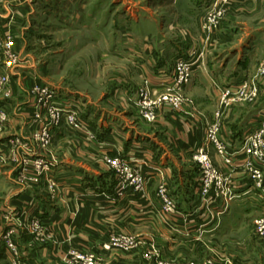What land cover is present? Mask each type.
<instances>
[{"label":"rangeland","instance_id":"374dc122","mask_svg":"<svg viewBox=\"0 0 264 264\" xmlns=\"http://www.w3.org/2000/svg\"><path fill=\"white\" fill-rule=\"evenodd\" d=\"M56 1L60 2L51 4ZM85 1L90 4L65 5L67 11L74 6L70 10L79 14L70 18L57 7L46 14L43 0H0V264H27L24 255L36 264H264V211L236 203L240 187L254 178L249 171L241 180L227 178L231 167H224L226 175L220 172L223 161L215 158L214 147L207 141V133L216 129L223 138L229 137L235 149L248 134L253 135L245 127L251 124L245 118L264 113V46L248 56L252 67L245 73L244 93L224 96V89L231 87L226 86L212 102L205 101L200 89L190 91L194 76L181 90L151 89L130 52V44H139L143 33L151 29V23L141 24L146 8L160 23L157 35L189 40L205 57L214 50L240 47L247 32L264 28V0H207L194 21L183 15L189 5L184 0L160 8L153 0H127L133 7L125 13L129 3L123 0ZM166 16L174 19L170 26ZM233 23H240L243 33L215 36ZM174 67L175 63L168 73ZM65 104L81 107L82 128L64 123ZM111 113L117 115L108 121ZM101 118L104 127L111 126L112 118H123L179 156L183 145L193 141L195 150L205 152L210 164L187 155V164L197 170L188 185L190 195L180 192L189 180L179 179L178 174L176 178L175 173V177L160 176L152 184L146 177L143 189L131 181L120 192L118 174L135 177L144 172L143 167L113 165L117 154L109 151L108 139H98ZM233 125L245 128L239 130L238 138ZM118 128L117 133L124 131ZM259 134L261 151L264 130ZM233 149L230 152L235 154ZM120 157L137 159L121 153ZM66 161L113 175L116 197L126 199L127 207V197L140 196L145 204L154 203L148 210L150 218L134 215L141 227L83 206L64 190L69 188L63 186L68 184L65 177L54 173ZM233 161V165L244 163L235 157ZM45 162L52 163L50 168ZM208 167L215 177L207 175ZM177 183L178 200L172 194ZM164 187L176 205L175 214L164 209ZM30 189L40 191L44 203H55L60 217L43 218L39 198ZM18 190L27 193L15 195ZM56 206L47 207L49 215ZM8 241L16 246L15 259ZM2 252L9 258L1 257Z\"/></svg>","mask_w":264,"mask_h":264},{"label":"crops","instance_id":"0c3cea01","mask_svg":"<svg viewBox=\"0 0 264 264\" xmlns=\"http://www.w3.org/2000/svg\"><path fill=\"white\" fill-rule=\"evenodd\" d=\"M42 2V0H38ZM53 6L51 3H55L54 0H43L45 6V13L51 15L54 12V9L57 7L60 12H62L65 16H70V18H75L74 16H78L79 14L75 11H71L70 8L75 5H87L90 2H86L85 0H59ZM124 3H129L125 9V12H131L133 7L132 2H127V0H123ZM38 2V3H39ZM154 4L157 3V8L167 6H175L180 1L179 0H153ZM161 2V3H160ZM184 2L188 3V10L183 14L188 19L194 21L196 18H199L200 13L203 11L204 6H206L207 0H184ZM72 3V4H71ZM100 3V0H99ZM166 4V5H165ZM65 5H74L68 6V11L65 8ZM98 6V4H96ZM93 10H96V7ZM47 7V8H46ZM85 7H80V9H84ZM77 9V8H76ZM147 9V10H146ZM145 9V13L141 16L143 24L151 23V29L148 33H143L142 37H140L139 44H130L131 47V55L133 63L137 64L138 71L142 72L141 74L147 77V81L155 86H162L163 83L169 81V77L167 73L174 66L175 60L177 57L182 56L185 59L192 60V52L197 44L187 40L179 41L178 39H174L171 37L157 35V32L160 31V23L155 19L149 12L148 9ZM74 12V13H73ZM71 13V14H70ZM129 13H126V15ZM83 15V14H82ZM125 15V16H126ZM170 16H166L167 26H170L174 19L169 20ZM135 19V18H134ZM157 22V23H156ZM174 23V22H173ZM148 25V24H147ZM166 25V24H165ZM238 29V30H237ZM243 28L240 23H233V26L228 25L227 28L223 30V34H215L218 37H227L230 38L236 37L235 33H243ZM155 32V33H153ZM130 38L131 35H129ZM153 37V41L151 37ZM148 39L150 41H148ZM157 42V43H156ZM198 46V45H197ZM264 46V28L253 30L251 33L247 32V37L243 40L242 45L240 47H228L222 48L219 51L209 52L205 57L202 56V60L198 62L195 68V74L192 82L189 84L188 88L190 91L194 88H198L203 93L204 99L206 102L214 100L218 97L221 89L234 85L235 83H239L244 77H246L247 69L252 67V61L248 58V56H252L257 54L259 48ZM217 50V48H216ZM171 65H173L171 67ZM99 111V108H98ZM254 112V110H252ZM259 113V112H258ZM250 114V113H249ZM247 114V115H249ZM117 114L111 113L107 118L110 121L111 116H115ZM257 113H255L254 117L246 116L245 119L250 121L251 123L256 122ZM118 119V118H117ZM121 123L116 122L115 118H112L111 126L106 125V122H103L105 127L100 123L103 121L101 118L98 123V139H103L105 137L106 144H111L110 152H114L116 154H122L123 156L133 157L135 156L137 159H149L150 167L147 170L148 174H150V184L152 182H156V180H160L161 174L171 177L172 175L178 174L179 179H187L189 180L186 183V188H180V192L185 195H190L188 190V185L191 184V179H195L197 176V170L194 165L187 164L186 161L187 155L191 156L192 152L196 149L193 141L188 142L183 145L182 152L179 155L172 153L165 144L156 138L151 137L149 134L141 131L139 129L134 128L131 124H128L123 118H120ZM246 123H244L245 125ZM97 126V124H95ZM124 125V126H123ZM243 125V124H242ZM123 127V130L117 133L118 127ZM247 125H245L246 127ZM104 128V130H102ZM244 128L237 127V125L232 126L233 135L237 138L239 137V130ZM245 129V128H244ZM95 130V129H94ZM242 134V132H240ZM97 135V134H96ZM102 137V138H101ZM225 137V136H224ZM228 139V137H225ZM110 140V142H109ZM235 140V139H233ZM107 148V146L105 147ZM62 163V162H61ZM73 166V167H72ZM56 174H60L59 178L65 177L64 180L68 181L63 185L64 187L69 186V188H64L67 193L71 194L72 197H75L76 200L81 203L83 206H89L91 210L102 214V215H110L112 214L115 220L119 222L132 224L136 226H141L136 223L134 220V215H141L144 219H148L150 209L154 203L145 204V201L140 198V196L130 197L128 199L127 207L124 203H126V199L124 201L120 200L116 197L115 188V178L113 175L107 172H102L92 168L89 165L83 163L69 162L63 163L58 168H55ZM174 175V177H175ZM243 173L241 171L232 174V177L236 180H241ZM177 178V175H176ZM175 181L178 182V179ZM240 183V182H239ZM182 184V183H181ZM242 184V183H241ZM153 186V185H152ZM152 186H149L151 190ZM179 188V184H176V188L172 191L173 197L177 199V190ZM30 193L34 195V197L39 198V211L40 215L43 218L48 217L47 219L50 221L55 217H60L61 210L56 206L55 203L48 201L49 205L56 206L55 209L53 207L51 214L49 215L47 207L49 206L44 203V198L40 191L36 189H30ZM27 193L26 191L18 190L14 194ZM150 199L153 200L155 194L151 190ZM238 194V198H236V203L238 207H242L245 204H249L253 210L264 211V191H259L251 186H242L240 187ZM178 200V199H177ZM105 201V202H101ZM153 202V201H151ZM52 203V204H51ZM126 206V207H125ZM249 206V207H250ZM129 208V209H127ZM56 211V212H55ZM56 214V215H55ZM46 215V216H45ZM55 215V216H54ZM15 224H13L14 226ZM171 236L175 237L172 232H169ZM180 233V232H179ZM7 253L2 252L1 257H5ZM7 258L9 256L7 255ZM23 260L27 262V264H36L35 261L24 255Z\"/></svg>","mask_w":264,"mask_h":264},{"label":"built area","instance_id":"2783aa9c","mask_svg":"<svg viewBox=\"0 0 264 264\" xmlns=\"http://www.w3.org/2000/svg\"><path fill=\"white\" fill-rule=\"evenodd\" d=\"M202 56L203 55H201L199 51L193 50L192 60L185 59L182 56L177 57L175 60L174 70L171 73L170 72L167 73V76L169 77V81H166L165 83H163L162 86H155L153 84H150L151 85L150 88L151 89H163V88L164 89H179V90L183 89L189 84L190 80L194 76L196 65L198 64V62L202 60L203 58ZM170 74H171V77L173 78L172 81H170ZM246 86H247V80L244 77V79H242L239 83H235L234 85H231V87L224 89L225 90L224 96H230L234 92L244 93ZM50 97L54 98L52 95ZM76 106H79V105H76ZM65 107H63L64 115H62L65 119L64 123L66 125H73L76 128V130L82 128L81 118L79 117L80 114L78 113L81 111V107L79 106L80 110L77 107H67L66 104H65ZM255 120H256L255 123H251L247 125L248 129L251 128L250 132L253 135L250 134L251 136H249L248 134L247 139L244 140L241 146L235 147V149L232 148L233 144H232V141L229 139V137L228 139L223 138L220 134H218L216 129H212L210 130L209 133H207V141L214 147V152L216 154L215 158L221 159L223 161V167L221 166L222 171H220L219 169L218 170L222 173L225 172V175H226V171L224 170V167H231L230 168L231 173L226 175L227 178L234 179L232 177L233 172L237 173L241 171V173L244 174L249 171L252 174L254 179L249 181L248 184L246 185L247 186L255 185V188L264 189L263 187L264 150L259 151V149L257 148V140L261 137V134L259 133L264 130V113H259V115H257ZM82 131L86 132V130H82ZM92 137L93 139L96 138L94 134ZM86 138L87 140H89L88 137ZM231 149L235 150V154L230 152ZM192 156L195 159H199L204 164L208 162V156L205 152L198 153L195 150L192 152ZM234 157L236 158V160L240 159L244 163L243 164L236 163V165H233L232 162H234L233 161ZM150 162L151 161H149V159L147 158L136 159L135 161L126 160L124 159V157H120V154H117L116 158L112 160L113 165L114 166L116 165L115 167H118L119 169H121L127 165H134V166L143 167V171H144L141 174H137V176L135 177L132 176V173H130L131 175H129V174L120 172L118 176H119V180L121 181V187H119L118 191L123 192L124 190H126L127 185H130L131 181H132L131 185H134L137 189H139L140 187H142L141 189H143L144 188L143 185L146 182V177L148 179L150 178V174H148L147 172V170L150 167ZM49 164L52 165V163H49ZM50 165L48 166L46 163V166H48L49 168H50ZM209 167L207 168V175L210 177H215L216 172L213 170L211 171V168ZM161 176L164 177L165 175L161 174ZM168 192H169V189L166 187L162 188L161 190V193H162L161 195L164 200V209L168 213L170 212L172 214H175L177 213L176 205L172 201V199L169 197ZM35 222H37L36 223L37 225L40 224L38 219ZM10 242L11 241H8V244L10 245V248L12 249L11 254H13L12 256L15 259V256H17L16 250H15L16 246L15 244H11Z\"/></svg>","mask_w":264,"mask_h":264}]
</instances>
